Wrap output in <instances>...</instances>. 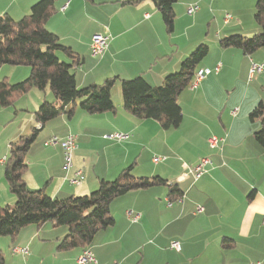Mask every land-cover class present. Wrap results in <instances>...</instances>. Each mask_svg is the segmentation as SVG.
Segmentation results:
<instances>
[{
	"label": "crops",
	"instance_id": "crops-1",
	"mask_svg": "<svg viewBox=\"0 0 264 264\" xmlns=\"http://www.w3.org/2000/svg\"><path fill=\"white\" fill-rule=\"evenodd\" d=\"M37 1L0 0V14L19 19ZM194 2L199 10L188 15L186 7ZM256 2L177 0L173 29L167 32L150 0L54 1L45 25L76 57L61 52L62 60L73 61L79 88L118 77L111 89L115 110L87 113L77 108L70 117L58 115L43 124L25 156L26 186L44 187L51 197L84 195L96 189L100 179L112 180L133 164L135 176H159L182 191L181 199L171 203L165 185L131 190L113 199L109 211L114 223L93 237L87 248L95 262L87 264H264V148L253 138L260 120L249 117L257 103L264 106V70L249 75L252 62L264 67V46L245 54L219 45L222 37L260 31L253 17ZM227 13L231 18L225 21ZM95 32L109 36L100 57L89 53ZM200 43L209 51L198 68L220 64V69L180 93L178 127L163 129L156 120L137 119L122 107L119 79L141 75L158 85L165 75L178 71L183 58ZM4 65L0 80L14 83L29 75L28 66ZM43 101L56 99L48 88H31L0 109L4 122L15 123L0 133V159L7 156L11 141L35 127L34 111ZM114 131L128 137H103ZM67 134L75 135L72 170L82 169L80 185L67 181L72 170L63 169L61 148L44 145L53 135ZM211 135L224 138L218 148L209 147ZM154 156L165 158L154 163ZM206 156L211 160L207 172L195 179L193 168ZM14 201L0 164V205ZM66 232V226L47 221L23 227L14 238L0 237L3 264H75L83 247L57 249ZM172 241L179 243L178 250L170 246ZM13 246L26 247L27 253L15 254Z\"/></svg>",
	"mask_w": 264,
	"mask_h": 264
},
{
	"label": "trees",
	"instance_id": "trees-1",
	"mask_svg": "<svg viewBox=\"0 0 264 264\" xmlns=\"http://www.w3.org/2000/svg\"><path fill=\"white\" fill-rule=\"evenodd\" d=\"M54 1H37L29 13L19 19L0 14V66L25 65L30 70L27 77L17 82L0 80V106L9 105L31 88L41 91L48 88L56 99V102L43 101L34 111V120L40 124L39 128L34 127L30 133L20 135L9 144L3 174L15 201L12 205H0V237L14 238L29 224L40 225L50 221L56 226H66L67 232L59 239L57 249L69 250L87 248L99 230L114 223L109 204L116 197L131 190L165 185L168 199L172 202L182 197V191L176 184L159 176H135L133 164L120 170L112 180L100 179L97 188L84 195L51 197L44 187L29 189L26 186L23 179L25 156L43 124L58 115L70 117L77 108L87 113L115 110L111 89L118 77H107L100 83L79 88L72 71L73 61L61 60L57 56L56 51H60L72 59L76 58L45 25L54 12ZM150 1L160 12L167 32H171L175 18L173 5L177 0ZM253 17L260 31L251 36L232 34L222 37L219 45L238 48L245 54H252L264 46V0H257ZM208 51L207 44H198L183 58L180 69L165 75L158 85L149 84L141 75L119 79L122 107L137 119L156 120L163 129L178 127L182 118L178 96L189 86L199 62ZM249 117L260 120L261 126L253 133V138L264 148V106L261 102L252 108ZM224 241L229 240L224 238ZM3 263L0 249V264Z\"/></svg>",
	"mask_w": 264,
	"mask_h": 264
},
{
	"label": "built area",
	"instance_id": "built-area-1",
	"mask_svg": "<svg viewBox=\"0 0 264 264\" xmlns=\"http://www.w3.org/2000/svg\"><path fill=\"white\" fill-rule=\"evenodd\" d=\"M67 3H65L63 6H61L60 9H64L66 7ZM199 10V4L197 2L190 3L186 7V13L188 15H192L195 12ZM231 18V14L227 13L225 14V21ZM108 40L109 36L104 32H95L92 34L89 42V53L93 57H100L105 52V50L108 47ZM220 69V64H217L213 69L210 68H198L193 76V80L189 84L190 87H195L196 84L203 79L205 76L210 74L211 72L217 73ZM264 67L261 63H255L252 62L250 69H249V75L252 76L253 73H260L263 72ZM233 110L231 112V115L234 114ZM36 128L40 127V124L37 123L35 125ZM104 138L107 139H116V140H124L128 137L126 133L123 132H110L103 135ZM224 141L223 137H219L217 135H211L207 138V142L210 148H218L220 144ZM45 146H59L62 150L63 155V169L66 173L70 172L73 168V151L77 147L75 135L73 134H67L63 138H59L55 135L49 137L44 141ZM164 156H154L152 158V161L154 163H157L161 160H163ZM5 157L0 159V164H3L5 161ZM211 162L209 157H201L198 162L195 164L193 168V177L195 179L200 178L207 172L206 166ZM84 180V173L82 169H74L72 170V174L67 177V181L72 185H80L82 181ZM181 199V198H180ZM178 199V200H180ZM168 203H171L168 201ZM129 214V212H127ZM138 218V214H135L131 217L133 221H135ZM262 223L264 224V216L262 219ZM170 246L176 250L179 249V243L177 241H172ZM11 251L15 254H21L24 255L27 253V248L23 246H13L11 248ZM90 262H95L93 253L88 249L84 248L83 252L76 258L75 264H87Z\"/></svg>",
	"mask_w": 264,
	"mask_h": 264
},
{
	"label": "rangeland",
	"instance_id": "rangeland-1",
	"mask_svg": "<svg viewBox=\"0 0 264 264\" xmlns=\"http://www.w3.org/2000/svg\"><path fill=\"white\" fill-rule=\"evenodd\" d=\"M56 54L61 60L64 59V58H62V53L60 51H56ZM4 66H8V65H4ZM4 68H6V67H4ZM118 86H119V93L121 94L120 84H118ZM186 89H188V87ZM1 108H5V106H0V109ZM3 116L4 115H2V116L0 115V133L7 130V128L9 126H11L12 124H15L14 122H11V123L4 122L5 118ZM36 140H38L37 137H36L35 141Z\"/></svg>",
	"mask_w": 264,
	"mask_h": 264
}]
</instances>
